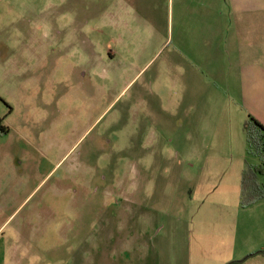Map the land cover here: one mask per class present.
I'll use <instances>...</instances> for the list:
<instances>
[{
	"label": "rangeland",
	"instance_id": "1",
	"mask_svg": "<svg viewBox=\"0 0 264 264\" xmlns=\"http://www.w3.org/2000/svg\"><path fill=\"white\" fill-rule=\"evenodd\" d=\"M215 5L0 0V175L29 182L0 186V264H231L264 231Z\"/></svg>",
	"mask_w": 264,
	"mask_h": 264
},
{
	"label": "crops",
	"instance_id": "2",
	"mask_svg": "<svg viewBox=\"0 0 264 264\" xmlns=\"http://www.w3.org/2000/svg\"><path fill=\"white\" fill-rule=\"evenodd\" d=\"M216 7L219 15H227V20H221L219 24L216 21L215 36L206 42L210 59H215L216 54H222L224 50L230 64L226 69L229 73L226 82L231 98L264 126V0H217L214 12ZM182 54L190 57L185 49ZM6 166H10V170H2L0 186L10 187L9 198L22 197V190L29 183L25 181L22 165ZM25 192L27 196L24 201L20 200L21 205L32 194V191ZM233 237L235 243L241 244L238 254L231 258V264H264V255L258 253L264 251V231L252 235L243 233L239 237L234 234Z\"/></svg>",
	"mask_w": 264,
	"mask_h": 264
},
{
	"label": "trees",
	"instance_id": "3",
	"mask_svg": "<svg viewBox=\"0 0 264 264\" xmlns=\"http://www.w3.org/2000/svg\"><path fill=\"white\" fill-rule=\"evenodd\" d=\"M244 130L250 135L252 146L256 148L257 153L264 160V126L253 116L248 115ZM7 132H9V127L3 124V118L0 117V133L6 134ZM258 253L264 255V251H259ZM239 262L241 261H237V263Z\"/></svg>",
	"mask_w": 264,
	"mask_h": 264
}]
</instances>
